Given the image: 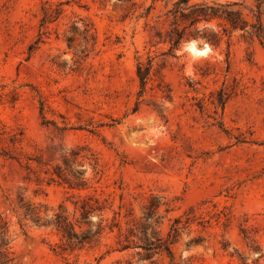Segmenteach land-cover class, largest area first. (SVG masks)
Listing matches in <instances>:
<instances>
[{
	"label": "rangeland",
	"instance_id": "obj_1",
	"mask_svg": "<svg viewBox=\"0 0 264 264\" xmlns=\"http://www.w3.org/2000/svg\"><path fill=\"white\" fill-rule=\"evenodd\" d=\"M178 1L0 0L14 264H264V42L188 8L255 0Z\"/></svg>",
	"mask_w": 264,
	"mask_h": 264
},
{
	"label": "trees",
	"instance_id": "obj_2",
	"mask_svg": "<svg viewBox=\"0 0 264 264\" xmlns=\"http://www.w3.org/2000/svg\"><path fill=\"white\" fill-rule=\"evenodd\" d=\"M186 2V0H179L175 3V12L182 8L179 4ZM189 14L192 15V22H198L201 19L206 21L211 20L212 18L223 17L225 22L232 30H243L248 33L250 36H255L261 42H264V0H255V10H253V20H248L242 18V16L235 11L222 9L218 13V9L212 6H188ZM216 37L215 33L211 36L210 39ZM173 39V45H177L179 42L180 36L171 38ZM146 70V71H145ZM138 75L141 80V83L144 84L145 74L147 68L144 70L141 69V66L137 67ZM3 225L0 223V264H14V257L12 255L10 241L7 237V232L2 228Z\"/></svg>",
	"mask_w": 264,
	"mask_h": 264
},
{
	"label": "bare ground",
	"instance_id": "obj_3",
	"mask_svg": "<svg viewBox=\"0 0 264 264\" xmlns=\"http://www.w3.org/2000/svg\"><path fill=\"white\" fill-rule=\"evenodd\" d=\"M190 49H191V51H194V52H204V51H206L207 49H208V47L207 46H204L201 50L200 49H198V48H196L193 44L190 46Z\"/></svg>",
	"mask_w": 264,
	"mask_h": 264
}]
</instances>
